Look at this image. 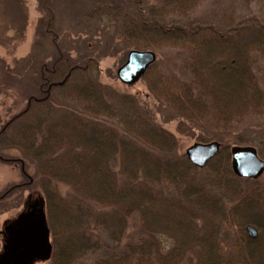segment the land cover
I'll list each match as a JSON object with an SVG mask.
<instances>
[{
  "label": "trees",
  "instance_id": "16d2710c",
  "mask_svg": "<svg viewBox=\"0 0 264 264\" xmlns=\"http://www.w3.org/2000/svg\"><path fill=\"white\" fill-rule=\"evenodd\" d=\"M37 1L40 56L22 60L33 92L0 131V153L17 152L26 174L33 169L48 264H264V181L235 175L230 159L232 146L264 159V15L202 21L194 13L206 0ZM58 7L87 21L92 54L70 56ZM97 36L111 47L175 51L172 69L157 61L141 79L179 133L221 145L204 168L189 163L141 99L97 80ZM223 225L235 232L228 250ZM159 236L171 240L169 250Z\"/></svg>",
  "mask_w": 264,
  "mask_h": 264
},
{
  "label": "rangeland",
  "instance_id": "374dc122",
  "mask_svg": "<svg viewBox=\"0 0 264 264\" xmlns=\"http://www.w3.org/2000/svg\"><path fill=\"white\" fill-rule=\"evenodd\" d=\"M15 7L22 14L15 26L16 28L13 26L15 24H13L12 19V9ZM194 14L202 21H217L219 23L221 20H226L230 14L235 16H247L249 14L256 16L264 15V0H206L196 9ZM43 15L44 12L40 10L37 0H0V131L6 122L26 107L28 97L33 92H31V86L29 87L25 83L27 76H25L26 72L22 74L24 70L22 60L30 57L31 60H36L40 56V53H33V45L37 41L36 27L38 20ZM74 17V14L73 16L70 14L68 7L64 10L58 7L56 13L57 21L61 24L62 31L67 32L63 46L66 49L72 47L71 49L73 50V47L76 45L77 52L76 50H69L68 52L72 58H79L86 56L88 52L92 54L93 50H87L83 41L87 39L84 38V34L89 30H84L87 21H80L79 19L75 21ZM74 23H78L79 26L75 27ZM92 42H94V46L98 45L99 75L97 76V80L100 83L109 85L119 92L135 95L141 99L153 111L156 121L177 138L180 153L185 154L186 149L198 142L196 136L191 134L192 131L185 133L177 131L178 120L167 121L168 114L165 113L166 111L147 91L143 79H139L132 85H124L117 79L116 72L126 62L130 49L120 47L117 43L113 44V47L105 45V40L103 38L99 40L98 36ZM47 46L50 45L47 44ZM109 47L111 48L109 49ZM48 50L49 48L47 47L46 52ZM155 55L156 62L158 61L160 68L165 71L172 69L174 63L178 61L175 57V51L168 49L155 51ZM3 65L6 70L11 69L9 74L4 73ZM262 74L264 75V73ZM9 156L13 159L20 158V155L13 151H10ZM32 171V168L29 169L27 167V173L30 176L33 175ZM260 177L264 181V172ZM25 181L26 178L19 170V165L16 164L14 166L13 162L3 163L0 161V192ZM19 193H13V195H17L11 199V204H9L11 208L5 210V205L0 204V231L4 233L7 232L8 234L9 227H12L15 222L21 220L27 209L29 211L37 210V212L40 210L44 211V198L39 190L30 188L21 190ZM6 200L7 198L0 199V201ZM255 229L258 235L259 232L256 227ZM234 236L235 232L233 229L226 225L222 226L219 241L224 249L228 250L230 248ZM159 241L165 251L172 247L171 240L165 236H159ZM3 243V237H0V256L3 254ZM26 264H48V260L32 258Z\"/></svg>",
  "mask_w": 264,
  "mask_h": 264
},
{
  "label": "water",
  "instance_id": "95a60500",
  "mask_svg": "<svg viewBox=\"0 0 264 264\" xmlns=\"http://www.w3.org/2000/svg\"><path fill=\"white\" fill-rule=\"evenodd\" d=\"M156 60L151 51L131 50L126 62L117 70L116 76L124 85L137 82L148 67ZM219 143H196L186 149L188 161L197 168H203L219 152ZM231 167L235 175L255 179L264 172V161L259 158L255 148L234 146L231 148ZM28 213L22 216L26 220ZM249 237L255 239V227H246ZM51 245L49 231L42 212L31 216L29 221L22 226H17L10 238L9 247L0 257V264H25L32 258L46 260L50 257Z\"/></svg>",
  "mask_w": 264,
  "mask_h": 264
},
{
  "label": "flooded vegetation",
  "instance_id": "af4514ba",
  "mask_svg": "<svg viewBox=\"0 0 264 264\" xmlns=\"http://www.w3.org/2000/svg\"><path fill=\"white\" fill-rule=\"evenodd\" d=\"M4 126V125H3ZM2 126V127H3ZM3 129V128H2ZM14 162V166L19 165V170L22 172V174L25 176L26 178V181L23 182V183H20V184H17V185H14L10 188H8L7 190L4 189L3 191L0 192V199H6V201H0V204H3V206L5 205V210L6 209H9L11 208L9 206V204H11V199L17 195V194H20L19 192H21V190H24V189H30L31 187V179L27 176V174L25 173L24 171V167L22 168V162L20 159H10V158H5L3 156L0 155V161L1 162H10L12 161ZM17 192V194L13 195V193ZM2 206V207H3ZM28 213V217L26 220H22L21 221H18V222H15V224L12 226V227H9V231H8V234L7 232L4 233L2 231H0V237L2 238L3 237V240H4V245H3V251L2 253H5V251L8 249V246H9V242H10V238L13 236L15 230H16V227L17 226H22L23 224L27 223L29 221V219L31 218V216L33 215H36L37 214V210H33V211H29L28 209L26 210V212L24 214Z\"/></svg>",
  "mask_w": 264,
  "mask_h": 264
}]
</instances>
